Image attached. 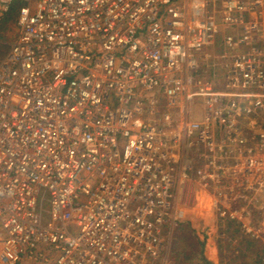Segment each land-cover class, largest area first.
Masks as SVG:
<instances>
[{
  "label": "built area",
  "instance_id": "1",
  "mask_svg": "<svg viewBox=\"0 0 264 264\" xmlns=\"http://www.w3.org/2000/svg\"><path fill=\"white\" fill-rule=\"evenodd\" d=\"M19 1L0 60V264H169L192 188L243 226L216 190L259 163L264 0Z\"/></svg>",
  "mask_w": 264,
  "mask_h": 264
},
{
  "label": "rangeland",
  "instance_id": "2",
  "mask_svg": "<svg viewBox=\"0 0 264 264\" xmlns=\"http://www.w3.org/2000/svg\"><path fill=\"white\" fill-rule=\"evenodd\" d=\"M4 35L5 42L10 45L17 36L16 24L5 31ZM261 127L262 124H257L253 131L261 133ZM256 141H252V144L256 151L255 159L259 162L257 167L253 171L224 169L218 172L222 183L216 190L221 192L225 208L242 223V230H249L247 234L258 240L252 259L238 256V237L235 241L227 232L235 224H229L226 217L218 219L212 209L213 188H209L211 190L206 195L192 188V193L183 191L180 196L181 201H189L191 219H184L182 224L170 229L165 238L169 264H186L185 256L196 248L195 237L203 241V255L212 264H256L257 255L264 257V139Z\"/></svg>",
  "mask_w": 264,
  "mask_h": 264
},
{
  "label": "trees",
  "instance_id": "3",
  "mask_svg": "<svg viewBox=\"0 0 264 264\" xmlns=\"http://www.w3.org/2000/svg\"><path fill=\"white\" fill-rule=\"evenodd\" d=\"M22 5L23 3L21 1L15 0L11 4L9 11L0 18V60L9 49V45L5 42L6 37L4 33L16 23L18 11ZM233 224H235V226L229 227L227 232H229L230 237L234 238V240L236 237H238V256H248L252 259L254 248L256 249L258 246V240L244 232L240 224ZM235 241H237V239ZM194 244H196L195 250L191 251L189 255L185 256V259L187 260L186 264H212L203 255V241L195 237ZM256 264H264V257L261 258L257 255Z\"/></svg>",
  "mask_w": 264,
  "mask_h": 264
}]
</instances>
